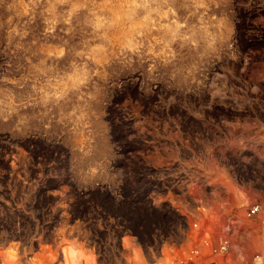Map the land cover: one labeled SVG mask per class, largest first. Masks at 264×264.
<instances>
[{
	"label": "rangeland",
	"instance_id": "1",
	"mask_svg": "<svg viewBox=\"0 0 264 264\" xmlns=\"http://www.w3.org/2000/svg\"><path fill=\"white\" fill-rule=\"evenodd\" d=\"M258 202L264 0H0V264H264Z\"/></svg>",
	"mask_w": 264,
	"mask_h": 264
},
{
	"label": "built area",
	"instance_id": "2",
	"mask_svg": "<svg viewBox=\"0 0 264 264\" xmlns=\"http://www.w3.org/2000/svg\"><path fill=\"white\" fill-rule=\"evenodd\" d=\"M246 214H247V216H250V217L257 216V215H262L263 221H264V207H263V204L259 203V202L251 204L248 207V209L246 211ZM194 225L196 226V224H194ZM228 246H229L228 245V241L227 240H222L217 247H214L212 249V253L213 254H218L220 252H225V251H227ZM198 251H199V249H194L192 251V253L197 254ZM178 264H183V263L179 262ZM208 264H219V262H217L216 260H211V261L208 262Z\"/></svg>",
	"mask_w": 264,
	"mask_h": 264
},
{
	"label": "crops",
	"instance_id": "3",
	"mask_svg": "<svg viewBox=\"0 0 264 264\" xmlns=\"http://www.w3.org/2000/svg\"><path fill=\"white\" fill-rule=\"evenodd\" d=\"M84 262H85V261H84V260H82L81 262H79V264H85Z\"/></svg>",
	"mask_w": 264,
	"mask_h": 264
},
{
	"label": "bare ground",
	"instance_id": "4",
	"mask_svg": "<svg viewBox=\"0 0 264 264\" xmlns=\"http://www.w3.org/2000/svg\"><path fill=\"white\" fill-rule=\"evenodd\" d=\"M69 250V249H68ZM66 258V257H65ZM69 259V258H68ZM66 260V259H65ZM92 264H94V262L92 263Z\"/></svg>",
	"mask_w": 264,
	"mask_h": 264
}]
</instances>
